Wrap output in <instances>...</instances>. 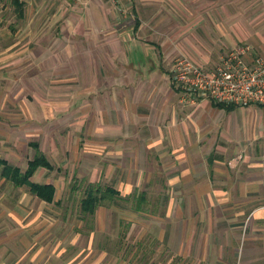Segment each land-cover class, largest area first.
<instances>
[{
	"label": "rangeland",
	"instance_id": "obj_1",
	"mask_svg": "<svg viewBox=\"0 0 264 264\" xmlns=\"http://www.w3.org/2000/svg\"><path fill=\"white\" fill-rule=\"evenodd\" d=\"M97 1L132 18L129 5L142 7L141 26L134 40L122 38L121 52H152L142 68L155 63L162 72L153 73L154 86L145 75L143 92L137 80L134 96L169 103L176 138L161 142L168 145L165 155L151 151L152 142L143 138L146 124L130 112L123 128L138 138L92 135L87 119L97 113L98 96L105 103L106 92V77L97 71L99 64L104 73L103 61L86 58L96 56L97 45H83L75 28L69 41H59L54 21L33 27L27 12L19 17L12 0H0V159L24 171L39 148L53 167L39 168L31 180L56 187L54 200L46 202L0 176V264H264V105L233 103L226 110L212 106L213 99L192 102L171 77L179 58L211 71L245 47L247 65L264 59L257 44L260 12L243 9L259 1ZM39 2L61 17L64 0ZM88 88L94 89L90 97ZM187 151L203 165L196 173L185 172ZM209 157L232 192L246 189L232 195L231 204L183 200L192 174L202 184L217 183ZM90 183L111 186L120 197L87 215L80 204Z\"/></svg>",
	"mask_w": 264,
	"mask_h": 264
},
{
	"label": "crops",
	"instance_id": "obj_2",
	"mask_svg": "<svg viewBox=\"0 0 264 264\" xmlns=\"http://www.w3.org/2000/svg\"><path fill=\"white\" fill-rule=\"evenodd\" d=\"M64 1V8L61 10L62 12L60 11V14L62 13L61 17H57L58 11L52 10V12H50L49 10V14L47 10H45L41 5L39 0H19V5L15 4V2L12 0L19 17H23L25 12L28 13V18L26 21L29 22V25L32 24L31 26L33 27H40L44 25L50 26V22L54 21L55 26L59 28V36L57 37V40H65V42H67L66 40L69 41L71 35L69 30L75 28L77 29V39H80L83 45H97L98 50L96 56L89 53L86 58L98 59L100 63L103 61L105 66L104 73L102 72V68L99 64L97 66V71L99 78L103 76L104 78L106 77L103 80V82H105L104 90L106 92L103 96L105 103L102 102L101 96H98L97 113L89 114L88 116L87 124L91 126L90 133L92 135H95L96 133L99 135V137L101 136L103 139L111 141H120L123 138H138L139 136L135 131H124L125 128H123V125L127 124V122L131 123V120L125 121L126 117L124 116L127 114V112H130L129 114L135 116L136 120H138L140 123L146 124L147 127H145L146 131L143 138L149 142H152L150 143L151 151L165 155V153L168 152V145L167 143L163 144L161 142L168 140L170 136L171 138L172 136L173 138H176L173 135L174 127L170 125L171 121L169 120V110L171 109V105H169V103H142L136 101V97L134 96V93H136L138 90V86H136L137 80H139V84L141 85L142 83L146 82V80H148V78L146 79L145 75L147 77L150 76L151 80L148 81V84L154 86V77H152L154 76L153 73L157 70L161 71V69L160 67L155 66V63L150 64L148 67L142 68L144 65H146V63H150V60L154 59L152 52H149L147 48L142 52H139L137 49L128 53L121 52L122 44L124 43L122 38H125L128 35V37L134 40V34L137 33V30H139L138 28L141 26L139 10L142 7L136 3L129 5L131 13L134 15L132 18L131 15L129 17L128 15L121 13L117 14L112 5L101 3L97 0H95L96 2L92 0L83 7L70 3L71 0ZM258 1L259 3L257 7L254 8L252 5L244 4L243 9L246 11L260 12L258 15V20H261L262 22L259 24V26L262 27L261 29H263V31H260L261 34L259 33V41H257V44H259L258 47L262 50V52H264V0ZM26 2L27 4H25ZM32 12L35 13V17H33ZM26 21H23L24 26H26ZM72 38L73 37H71V41ZM121 61L125 62L122 63ZM91 69H89V71ZM100 85L101 83L99 84L98 89H100ZM174 86L178 90V86L175 84ZM139 89L141 91H146L147 87L145 84H142ZM93 90L90 88L87 89V97L92 95ZM148 91L151 93L154 91V89L148 88ZM213 103H215V100H212L211 102V105L215 106ZM164 109L167 111L165 112ZM159 115L160 117H164H162V119L156 118ZM173 124L174 122L172 125ZM32 144L38 143L34 142ZM160 145L161 147H159ZM35 147H38V145ZM37 150L40 152L39 148H37ZM187 152L185 153V161L188 162V166L185 167V172L189 174L191 172L196 173L198 172L199 168H202L203 165L198 161H193L191 158L192 154L189 151ZM194 155L197 154L193 152V156ZM190 159L192 160V163L190 162ZM214 160L212 161L211 157H209L207 159V166H209L211 175L214 173V176L218 175L217 183L215 182L214 184H211V181H209V183L202 184L197 179V176L192 174L193 176H191V183L193 184L190 187L192 190L188 191L187 193L183 191L184 195L181 191V194L184 196L183 200H185V202L186 197H189L190 199L193 197L194 201L201 205L207 203L211 205H228L233 203V201L230 199L232 195H243L246 190L244 187H241V193L239 192L240 190L237 191L236 189H234L232 192V187L230 186L231 182L227 179H224L225 177L222 175L224 170H221L213 165L215 162ZM192 166H194L193 169L190 168ZM1 177L7 179L4 176ZM7 180L11 182V180ZM19 186L25 185H18V187Z\"/></svg>",
	"mask_w": 264,
	"mask_h": 264
},
{
	"label": "built area",
	"instance_id": "obj_3",
	"mask_svg": "<svg viewBox=\"0 0 264 264\" xmlns=\"http://www.w3.org/2000/svg\"><path fill=\"white\" fill-rule=\"evenodd\" d=\"M247 50L245 47L232 53L212 71L188 58H179L172 68V80L192 102L213 99L239 105L253 102L264 105V59L257 56L247 65L242 60Z\"/></svg>",
	"mask_w": 264,
	"mask_h": 264
},
{
	"label": "trees",
	"instance_id": "obj_4",
	"mask_svg": "<svg viewBox=\"0 0 264 264\" xmlns=\"http://www.w3.org/2000/svg\"><path fill=\"white\" fill-rule=\"evenodd\" d=\"M15 4H20L19 0H13ZM218 108L231 110L234 107L233 103L215 102L213 103ZM34 147L37 144H32ZM39 167L51 169L52 165L46 156L37 152V154L28 161L27 167L22 171L19 167L9 164L6 160L0 159V175L11 180L15 185H25L30 193L37 196L46 202H52L55 198L56 188L52 183H38L31 180L35 171ZM119 191L111 186H106L104 189L99 184L90 183L85 192V196L81 200V209L87 215H94L96 209L104 202L105 199H113L120 197Z\"/></svg>",
	"mask_w": 264,
	"mask_h": 264
}]
</instances>
